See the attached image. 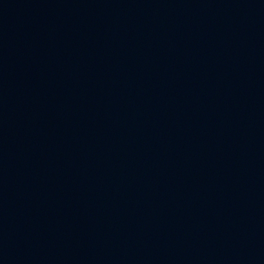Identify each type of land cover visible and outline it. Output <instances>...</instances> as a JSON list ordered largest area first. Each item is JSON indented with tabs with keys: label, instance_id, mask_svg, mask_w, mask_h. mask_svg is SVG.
Returning <instances> with one entry per match:
<instances>
[{
	"label": "water",
	"instance_id": "obj_1",
	"mask_svg": "<svg viewBox=\"0 0 264 264\" xmlns=\"http://www.w3.org/2000/svg\"><path fill=\"white\" fill-rule=\"evenodd\" d=\"M0 264H264V0H0Z\"/></svg>",
	"mask_w": 264,
	"mask_h": 264
}]
</instances>
